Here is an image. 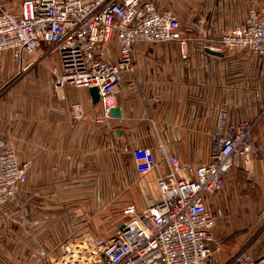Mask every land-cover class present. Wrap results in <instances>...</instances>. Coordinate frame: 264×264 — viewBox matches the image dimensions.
Returning <instances> with one entry per match:
<instances>
[{
	"label": "crops",
	"instance_id": "obj_1",
	"mask_svg": "<svg viewBox=\"0 0 264 264\" xmlns=\"http://www.w3.org/2000/svg\"><path fill=\"white\" fill-rule=\"evenodd\" d=\"M10 1L0 3L19 6ZM154 1L174 10L189 39L185 45L179 40L134 44V70L124 73L116 90L120 117L102 119L101 103H93L87 88L69 84L55 89L54 76L35 56L24 67L22 80L38 87L0 102V136L11 137L20 159L31 162L28 180L16 194L22 198L0 204L2 261L14 258L21 232L29 248L35 242L39 251L40 241H45L53 254L67 237L97 235L90 224L95 223V211L103 214L110 206L112 189L134 188L135 200L145 205L159 195L157 178L167 166L164 155L207 161L210 136L223 111L229 123L259 115L264 104L263 58L209 49L218 45L215 25L223 22L230 28L240 23L252 5L264 0ZM0 58L1 74L17 69L9 52ZM32 90L38 92L32 96ZM76 101L83 106L79 119L71 106ZM11 102L21 104V110L13 111ZM254 135L264 139V113ZM137 145L151 147L160 160L150 173L135 170L132 149ZM208 200L216 217L212 261L248 264L245 255L263 256L264 157H253L248 171L236 166ZM79 223L89 224L81 235Z\"/></svg>",
	"mask_w": 264,
	"mask_h": 264
},
{
	"label": "built area",
	"instance_id": "obj_2",
	"mask_svg": "<svg viewBox=\"0 0 264 264\" xmlns=\"http://www.w3.org/2000/svg\"><path fill=\"white\" fill-rule=\"evenodd\" d=\"M189 39L179 17L154 0H21L17 8L0 3V55L11 53L20 68L35 56L50 67L53 86H98L102 119L116 106V90L125 72L134 70V44ZM214 50L250 52L264 58V3L252 5L244 19L221 32ZM54 60H53V59ZM53 60V63L52 61ZM2 61L0 58V73ZM75 118L81 102L72 103ZM254 119L229 123L225 111L210 136L211 155L194 162L166 154L157 178L159 195L139 206L122 208L116 233L104 237L70 236L52 255L53 264H215L216 217L209 197L225 184L236 166L249 170L253 157H264V139ZM101 119V120H102ZM138 174L150 173L160 160L145 145L132 149ZM31 162L17 154L11 137L0 136V204L16 197L28 180ZM248 264H264V255H245Z\"/></svg>",
	"mask_w": 264,
	"mask_h": 264
},
{
	"label": "rangeland",
	"instance_id": "obj_3",
	"mask_svg": "<svg viewBox=\"0 0 264 264\" xmlns=\"http://www.w3.org/2000/svg\"><path fill=\"white\" fill-rule=\"evenodd\" d=\"M21 0H12L10 1L8 4H17L18 2L20 3ZM263 0H259L258 2H262ZM257 2V1H256ZM228 25L219 23L217 25H215V27H213L214 30V38L217 40L219 39V36L221 34L222 31L228 29L227 28ZM198 33V32H196ZM11 54V53H10ZM53 59V58H52ZM54 60V59H53ZM53 60L52 63H53ZM261 61V60H260ZM264 61V58H263ZM14 62H16L15 64H17V61L14 60ZM43 62V61H42ZM43 65L46 66V70H49L51 73V69L49 66H47L44 62ZM12 68H10V70L8 71V74L3 75L0 73V102H2L3 100H8L9 98H11V101L14 99L15 96H18L19 93H21V91H23L24 89H35V87H38V84H35V82L32 81H25V85L23 84V80H22V76H23V72L26 69L24 68H20V66H18L17 64V69L16 70H11ZM53 75V73H52ZM23 86H25V88H23ZM37 89V88H36ZM38 92V90H32L31 94L32 96L35 95ZM9 103V102H6ZM3 102L2 105L6 104ZM10 104V103H9ZM13 105L12 110H16V111H20L21 110V104L18 103H14L11 102V107ZM5 106V105H4ZM16 106V108H15ZM264 110V104L261 107V110L259 112L262 113ZM133 173L129 174L128 173V178H134L133 177ZM134 188H127L126 190H113L111 191V204L110 206L105 209L104 213L102 214V211H95L94 212V224H90L91 226L94 227L95 230V234L99 235V236H110L114 233L117 232L122 220H123V214H122V208L123 205L125 204L126 201H130L129 198H131V200L135 201L137 203V200H135V196L134 194H137V192L134 191ZM126 191V192H125ZM21 199L22 195L20 197H16ZM139 205V204H138ZM144 205V204H143ZM143 205H139V206H143ZM89 224L88 223H79V232L78 234L81 235L83 233V231H81L82 229H84L85 227H87ZM71 226H74L73 224ZM84 231H87L84 230ZM73 235H77V233L73 234ZM91 233H89L87 236L90 237ZM86 236V237H87ZM80 238H84V237H80ZM41 242V247H39V251L36 248V244L34 242V247L33 248H29V243L28 240L26 238L25 235H23V233L21 232L20 235H18V237L15 240V244L17 246V248H15L14 253L15 256L14 258H9L7 259H2L0 258V264L3 263H7L8 264H53L51 261L52 255H53V251L51 249V246L45 242V241H40ZM29 248V249H28ZM40 253V252H42Z\"/></svg>",
	"mask_w": 264,
	"mask_h": 264
},
{
	"label": "water",
	"instance_id": "obj_4",
	"mask_svg": "<svg viewBox=\"0 0 264 264\" xmlns=\"http://www.w3.org/2000/svg\"><path fill=\"white\" fill-rule=\"evenodd\" d=\"M209 52L211 53H218V51H215V50H212V49H209ZM221 54V53H219ZM89 91H90V95L92 97V101L94 104H97L100 102L101 100V93L99 91V87L98 86H92L89 88ZM110 115L113 116V117H120L121 116V108L120 106H115L111 109L110 111Z\"/></svg>",
	"mask_w": 264,
	"mask_h": 264
}]
</instances>
